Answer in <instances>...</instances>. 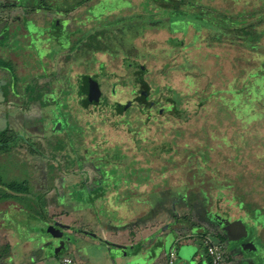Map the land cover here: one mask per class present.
I'll list each match as a JSON object with an SVG mask.
<instances>
[{"label":"trees","instance_id":"trees-1","mask_svg":"<svg viewBox=\"0 0 264 264\" xmlns=\"http://www.w3.org/2000/svg\"><path fill=\"white\" fill-rule=\"evenodd\" d=\"M50 1L58 2V0ZM100 1L80 0L81 11H86L81 22V49L83 48L86 52H84L85 55L82 52V57L88 61L87 69H96L94 73L87 72L86 69L82 71V112L76 120L78 123L75 124L78 128L75 135L81 137L91 134L92 130L106 133V129H99L100 119L103 118L102 113L106 112V109L101 107L103 102H97L90 96L92 82L98 83L99 70L106 69V63L101 60L103 58H99V55L102 54V57L110 55L114 59L121 56L124 64L125 59L129 58L137 61L143 58L146 61L148 54L145 53L152 54L148 49L141 50L134 43L135 38L130 39L136 29L134 24L126 29V35H122L124 42L130 45L128 57L122 55L123 52H120L122 48L109 47L107 32L110 31L106 28L103 34L98 35L97 33L102 30L97 25L98 20L94 12L91 14V11L95 10L92 7H96ZM147 2L151 6L152 19L156 20L154 24L168 28L171 43L179 44L159 49L166 58H172L173 53L180 56L181 62L177 63L175 70L178 72L181 69L183 84L178 89L173 83H164V90L155 91L158 101L154 104L146 102L149 92L144 91L143 97L138 102H127L130 103L128 107L126 104H121L123 100L110 105V112L114 113L118 123L121 122V126L118 125L117 128L124 131L128 143L132 142L135 146L136 137L134 138L133 135H140L143 142L150 140L149 133L153 128L150 122L158 123L160 117L166 120L167 114L177 112L175 119L171 117L173 120L159 122L161 126L170 127L169 132L163 134V137L169 135L172 141V151L163 155L169 156L165 163L172 162V168H163L159 178L165 180L169 177L168 173L177 175L179 169L188 166L189 168L185 169L186 174L182 178L179 174L175 183L184 188L183 192L188 198V205L190 208L195 206L196 211H201L205 216L202 220L205 222L214 221L217 225L226 228L231 220L237 219L230 214L229 210L222 207L226 191L232 192V198L226 201L228 202L226 207H229L230 202L235 204L230 210L246 212L249 208L247 205L251 203V216H254L255 212L262 213L263 210L260 207L248 200L247 192L239 177H241L240 168L242 170L245 166L251 167L254 164L253 157L257 155L255 158L260 162L264 159L262 152L264 150V5L256 4L250 11L244 10L238 14H232L229 11L224 12L216 7L207 6L203 0H147ZM41 3V6L47 7V0H42ZM177 23L182 24L184 28L175 29L173 24ZM121 32L123 34L124 31ZM94 43L96 49L92 47ZM142 51L141 56L139 53ZM211 55L214 56L215 63L209 60ZM176 62H178L177 59L174 63ZM91 63L97 66L91 67ZM223 63L229 64V68L225 71ZM128 65H132V62ZM215 65L216 68H214ZM172 66L171 63H166L163 73L170 74ZM139 67L141 74L145 75L148 72L144 65ZM113 85L117 86L116 83ZM91 104L96 106L90 108ZM130 107H135L143 116L139 120L141 127L137 131L131 130L132 120L125 118ZM99 113L100 116L97 115ZM85 114L91 116V120H86V123L82 124ZM253 118H260V121L254 122ZM106 122L105 118L104 124ZM207 122L212 123V126L204 128ZM250 122L253 123L247 125ZM74 137L73 133L72 138ZM187 138H191L192 141H183L179 149V141ZM122 143L124 142L121 140L118 142V144ZM107 144L106 138L102 137L89 147L83 146L81 149L83 148L86 155L97 154L101 157L104 168L111 167L117 171L120 169L124 155L118 151L117 147L120 146L118 144L117 147L112 148V153H109L107 149L98 152V149H104ZM68 145L71 144H64L62 148L59 147L55 151L62 150ZM5 146V143L1 145L0 150L4 151ZM65 151L67 155V150ZM73 151L78 152V149ZM255 153L257 154L254 155ZM259 156L260 159L257 158ZM71 157L69 156V160ZM80 159H83V156H80ZM107 170L115 180L118 174L115 175L111 172L112 170ZM148 171L151 170L147 169L145 172ZM148 177L150 174L145 175L144 180L146 181ZM138 179L141 180L140 177ZM118 182L114 185L116 186ZM124 184L129 185L127 180ZM0 185L2 186L0 202L3 199L28 198L30 183L27 179L7 182L0 177ZM134 188L137 192L134 191L127 200L133 205L148 209L149 205L158 199L157 191L164 187L148 190V183H143L141 186L135 185ZM101 189H98L97 194L102 196ZM242 206L243 209L240 210ZM192 214L196 213L192 212ZM184 218L187 217L184 216ZM205 258L209 264L208 256L206 255Z\"/></svg>","mask_w":264,"mask_h":264},{"label":"rangeland","instance_id":"rangeland-1","mask_svg":"<svg viewBox=\"0 0 264 264\" xmlns=\"http://www.w3.org/2000/svg\"><path fill=\"white\" fill-rule=\"evenodd\" d=\"M235 1L237 0H203V3L210 7H216L224 12L229 11L232 14H238L239 12H243L244 10L250 11L255 7L256 4L264 5L263 0H247V2L246 0H238V2ZM150 7L151 6L147 2V0H101L96 7H92L95 8L94 16L98 20L97 25L102 30L97 34H103V30L106 28V30L110 31L107 32L109 47L114 46V49L116 46L119 49L122 48L120 52H123L122 55L128 57V46L130 47V45L124 42V36L122 35H126V29L130 27L131 24H134L136 29L133 31V36L130 37V39L135 38V41H133L141 50L148 49L152 54H149L148 52L145 53L148 54L146 61L143 58H139V61L134 60L133 58H129L125 59L124 64L122 63L121 56L114 59L110 55H105L103 57L102 54H100L101 56L99 55V58H103L100 59L104 60L106 63V69L101 68V71L99 70L97 74L98 81L102 85V90L104 91V98L101 107L106 109V112L102 113L103 118L100 119L99 129H106V133H101L102 131L92 130L91 134H87L84 137L74 134V141L78 149L77 153H79L80 155L84 154L83 148L81 149V147H89V145L94 144V142H96L97 140L99 141L102 137L106 138L108 144L106 147H104V149H98V152H103V150L107 149L109 153H112V148L114 146L117 147L118 145H120L119 147H117L119 149L118 151L120 153H123L124 155V158L121 159L120 169L114 171V169H111V167L108 168L109 170H112L111 172L113 174H118V176L115 180L112 176L107 177V180L109 181V183H111V185L112 183L119 181L117 187H115L120 188V191L118 193V196L120 198L119 200H125L127 197L133 195V192L137 190L134 188V186L138 184L141 186L143 185V183H148V190H154L160 186L164 187L162 190L157 191L156 194L158 199L156 201H153V203L155 204L149 205L146 213L144 210L140 209L141 215L144 214L151 217L154 216V214H158L157 219L159 225L156 226L155 230L156 232L158 230L161 235L158 236L154 242L162 240L166 236L167 238L165 239H171L172 246H170L172 247V250L169 252V255L172 251L176 252V264H208L205 258L207 254L206 247L204 246V235L206 234L207 226L209 227L212 221H203V218L205 216L202 215L201 211H196L194 209L195 206H193V208H190V206L188 205V198L186 196V193L183 192L184 188L182 186H178L175 183V180L178 179L179 174H181L182 178V176L186 174L185 169L189 167L187 166L186 168L179 169V174L177 175L168 173L169 177H167L165 180H161L159 178V174L161 173V170L163 168H172V162L165 163V160L169 156H163L164 154H168L172 151L171 136L166 135V137H163V134L169 132L170 127L168 125L161 126L159 122L171 119L173 120V118L171 117H174L175 119L176 114L178 113L176 112V114H167L168 116L166 120L160 117L158 119V123H154L153 121H151L150 125H152L153 128L149 133L150 140L143 142L140 138V135L135 134L133 136L134 138L136 137V144L135 146H133L132 142L131 144H129L127 138H125L124 131H122L120 128H117L118 125L121 126V122L118 123V119L115 118L114 113L110 112L109 110L110 105L116 104L121 100H123V102L121 103L123 105L127 104V102L129 101L138 102V100L143 97L144 91L149 92L146 102H148V104H154L158 101V95L155 93V91L160 89L164 90V83H173V85L175 84L178 89H180L181 85L183 84V73H180L181 69L178 72H176L175 70L177 63L181 62L180 56L173 53L174 56L172 58H166L162 55V50L159 49L165 46H178L179 44L177 42L171 43V36L168 28L165 29L159 24H154L156 20L152 19L153 17L151 15ZM84 14H86L85 10L81 12L82 17L84 16ZM146 24L148 25L146 26ZM173 27L178 30H182V28H184V26L180 23H177L175 25L173 24ZM30 31L34 32L35 29H30ZM42 31L43 29L41 28L40 35H42ZM121 31H124L123 34ZM130 42L132 41L130 40ZM42 43L43 41L39 40L36 44V49L40 51V55L43 58L46 51L41 48ZM92 47L96 49V44H92ZM143 51L139 53L141 56L143 55ZM82 52H85L83 48ZM84 58L85 57H82L83 61L81 70L84 72V70L86 69L87 72L90 71L94 73L96 69H87L86 67L88 61H86V59ZM175 59H177L178 62L174 63ZM209 60L215 63L214 56L211 55ZM130 62H132V65H128ZM166 63H171L173 65L171 72L168 75L164 74L162 71ZM141 65H144L148 70L145 75L140 73L139 66ZM90 66L96 67L97 65L95 63H91ZM214 68H216V65L214 66ZM228 68L229 64L223 63V70L225 71ZM114 83H116L117 86L113 85ZM129 109L130 110L125 118L127 120H132L131 130L137 131L141 127V122L139 120L143 118V116L135 107H130ZM94 111H96V109ZM97 115L100 116V113ZM105 118L107 120L106 124H104ZM82 120L83 124V122H85L86 120H91V116L85 114ZM252 121H260V118H253ZM252 123L253 122H250L247 125H251ZM210 126H212V123L207 122L204 128ZM64 129V124L58 122L51 129V131L55 133H61ZM202 129L200 131V134L202 132ZM22 131L26 137L29 135H33L31 134L32 132L30 130H27L26 128H24ZM38 138L39 137L36 136L34 139H32V141H38L37 146H41L44 143L46 147V151H44L45 159L43 160V156L38 157V159H42V161L40 160V162H43L46 166L45 170L41 171L39 170V168L33 169L31 168V166L29 167L26 162L24 163L22 161V167H20L21 171H19L17 175H14V178L12 179L18 181L27 179L33 189H39V187L44 186V189L48 188L47 191H51V194L49 195L51 206L48 212L51 217L50 221L52 224L44 223L45 227L43 228V233L40 234V237L44 240H47L48 236H54L55 232H51L49 228L53 225L59 228V226L61 225L64 230L65 227L68 228L70 226L75 228L76 230H81L84 227L85 229L83 230V236L92 242H96V240L100 239L103 240L108 237L111 240L110 243L112 247L115 249L113 252L120 253V255L122 256L130 251L133 246L138 245L139 242H141L144 238V234H147V231L144 232V228L138 229L136 226L137 223H130V226H128V228L125 229L124 232L119 234L116 233V230H112L117 228L115 225L116 222H118V219L113 215V213L109 214L110 219H107V214L99 215V218L104 219L106 222H108V224H112V228L108 226L106 227V232L102 231L98 226H95V224H91V220L95 219L96 217L94 211L90 210L89 207H87L89 205L85 204L86 196L83 192H85L86 188L83 187V189H81V197L78 194V191L70 188V193L66 194V198H69L66 199V203L64 204L65 206H59V204H56L55 198L62 189L60 186H58V175L63 171V167H74L79 164L76 157L77 155L75 156L76 152L68 148L67 155H62L61 153L56 152V149H58L59 147L62 148V142L58 140L54 141L52 136L46 137L43 142L39 141ZM191 138L181 139L179 141L180 143H178V148L180 149L181 143L183 141L191 142ZM120 140L124 143L118 144ZM34 146H36V144H34ZM69 150H71L73 154ZM262 152L264 154V150H262ZM256 154L257 153H255L254 155ZM69 156H72L70 160ZM255 157H253L254 164L251 167L250 165H248L245 166L242 170L240 168L241 177H238L240 178V181H242L243 188L247 192L246 195L248 200L252 201L253 204L255 203V206L260 207V209L263 210V212H261L264 213V159L260 162L256 160ZM257 158L260 159V156ZM5 167L3 165H0V177L1 180L8 181L10 178L7 172V168ZM53 168H55L56 171ZM147 169H150L151 171L145 172ZM82 172V176H84V178L85 175H88L86 177L88 182L91 178L89 177V174L93 176L97 173L89 166L86 167L85 170H82ZM149 174L150 177H148L145 181L144 176ZM242 175L244 176L242 177ZM38 176H43V184L41 185L38 183V181H40L41 183L40 178L42 177ZM138 177H140L141 180H139ZM125 180H127L129 185L124 184ZM1 193L2 190H0V194ZM225 193V200L222 199L225 204L223 205L222 202V207L229 210L230 214L233 217H242L241 220H243L244 223H248V227L251 228L253 233L256 235L254 239L256 241L255 247H257V249L259 250L258 254H261L263 256V259L260 260L259 257H257V255L255 254V249L252 247L254 242H251L249 245L247 244L242 247L237 239L231 238L228 233H226L223 226L214 224V238L215 241L221 244L223 247L225 264H264V237L260 236V234L264 235V230L260 231V229L257 227V224L255 225V228L250 225V222H252L250 218L252 217L250 214L251 203L250 205H247V207L249 208H247L246 212L242 210L243 206L240 207V210L242 211H235V209L230 210L231 206H234L235 204H233V202H230V208H227L226 206H228V202L226 201L232 198V192L226 191ZM42 198L43 197H32L34 202L36 200L42 201ZM34 202L26 197L19 198L18 200L13 198L3 199L0 202L1 206L5 207L7 205H11V207L9 208L8 206L7 209L3 207V210H0V219L3 222L2 228L13 230L15 231V233H18V235H21L23 229L21 225H19V219L27 214L28 208L32 205V203L34 205L36 204V202ZM38 204H43L45 206L46 202H38ZM71 204H76V208L72 207ZM33 210L37 215L42 216L45 214L44 212L47 209L34 208ZM191 211L196 214H192ZM255 215L258 216V223L261 224L264 228V215H259V212H255ZM184 216H186L187 218H184ZM86 217L90 219H87ZM102 219L100 221H103ZM138 219V221H142L144 218ZM160 221H163L164 223H160ZM233 222L234 221L231 220L230 223ZM254 229L256 230L254 231ZM68 230L69 229H67L66 232ZM57 234L58 232L55 233V237L57 236ZM187 234H189L188 238H186L188 236ZM36 236L37 235H35V237ZM154 242H150L149 247L151 248L147 250L151 253V256L153 255V257L159 255V249L157 250L158 253L152 252V249L154 248H152L151 245H153ZM0 247L1 257V255L7 250V245L1 244ZM241 248L244 250H249L251 252L245 253L244 255ZM69 255H71V257L75 259L76 264H82V261L76 256L74 250L70 251ZM148 255L150 257V254ZM136 257V260L138 259V261H142L143 264H147L149 261V257L142 255V253L141 255L139 254ZM168 259L169 256H167L166 259L163 258L160 264H167ZM35 264H49V262L38 261Z\"/></svg>","mask_w":264,"mask_h":264},{"label":"flooded vegetation","instance_id":"flooded-vegetation-1","mask_svg":"<svg viewBox=\"0 0 264 264\" xmlns=\"http://www.w3.org/2000/svg\"><path fill=\"white\" fill-rule=\"evenodd\" d=\"M41 2L0 0V147L6 144L4 151L0 150V165L7 168L10 178L7 182L13 181V176L21 171L22 161L33 169L45 170L46 166L38 157L45 159L46 147L44 143L37 146L38 141H32L36 136L42 142L52 136L62 145L71 144L56 151L62 155H66L67 148L77 149L72 134L78 130L75 124L82 112L83 101L80 0H58L57 3L47 0V7L41 6ZM39 40L43 41L41 48L46 51L43 58L36 49ZM103 96L104 91L100 102H103ZM4 120L6 126H3ZM58 122L64 124L65 129L61 133L52 132ZM24 128L33 135L26 137L22 131ZM75 156L78 167H63V171H82L89 166L99 174L109 173L97 154L80 155L76 152ZM257 218L252 216L250 225L255 228L257 224L262 231L264 228ZM244 224L248 227V223ZM255 236L253 234L247 240L241 238L238 242L242 247L251 242L256 246ZM248 252L251 251L242 249L244 255ZM254 252L260 260L263 259L257 247Z\"/></svg>","mask_w":264,"mask_h":264},{"label":"crops","instance_id":"crops-1","mask_svg":"<svg viewBox=\"0 0 264 264\" xmlns=\"http://www.w3.org/2000/svg\"><path fill=\"white\" fill-rule=\"evenodd\" d=\"M82 173V171L66 170L62 171L58 175V186L62 189L55 198L56 204H59V206H65L64 204L66 203V199L69 198H66V194L70 193V188L78 191V194L81 197V189L84 187L86 188L85 192H83L86 196L85 204L89 205L87 207L94 211L96 217H94L95 219L91 218V224H95V226H98L102 231L106 232V227H111L112 224H108V222L104 219L99 218V215L107 214V219H110L109 214L113 213V215L118 219V222H116L115 225L117 228L112 229L117 232H114L117 234L122 233L128 228V226H130V223H137L136 226L138 229L144 228V232L147 231V234H144L142 241L139 242L138 245L133 246L130 251L122 256L120 253L113 252L115 249L112 247L110 243L111 240L108 237L103 240H96V242H92L85 238L83 236L84 227L81 230H76L70 226L68 228L65 227L64 230L61 225L59 228L53 225L52 227L56 232H58V235L56 237L48 236L47 240H44L40 237V234L43 233L42 230L45 227L44 223L52 224L50 221L51 217L48 212L51 206L49 196L51 191H47L48 188L44 189V186L39 187V189H33V187L30 186L28 198L34 202L32 197H43L42 201L36 200L35 205L32 203V205L28 208L27 214L19 219V225H21L23 229L21 235H18V233H15L13 230L3 229V222L0 219V245H7V250L0 257V264H35L38 261H47L49 264H58L63 257H71L69 252L72 250L75 251L76 256L82 261V264H143L142 261H138V259L136 260V256L139 254L141 255V253L146 257H149L148 254H150L147 264H160L163 258L166 259V257L169 256V252L172 250L171 239H165L167 238L166 236L164 239L154 242L156 238L161 235L158 230L157 232L155 230L156 226L159 225L157 219L158 214H154V216L150 215L151 217H149V215H141L140 209L144 210L145 213L148 209L139 205H133L127 200V198L125 200H119L120 198L118 193L120 188H115L117 185L115 186L114 183L111 185V183L107 180L108 176H113L111 173H96L93 176L89 174V177H91L89 182L86 178L88 175L86 176L84 174V178ZM41 177V183L38 181L40 185L43 184V176ZM101 187L103 188L101 189ZM98 189H101L102 196L97 194L99 191ZM38 202H46V205H40ZM71 205L74 208L77 206L76 204ZM8 206L9 208L11 207V205L4 207L0 204V210H3V207L7 209ZM34 208H43L47 210H44V215L39 216L34 212ZM138 218L144 219L142 221H138ZM101 219L103 221H100ZM160 223L164 222L160 221ZM66 228L69 229L67 232ZM35 235H37L38 238L37 236L35 237ZM187 235L186 238L189 237V234ZM261 236L264 237L263 234ZM152 241L154 242L153 245H151L152 248H154L152 249V252L158 253L157 250L159 249V255L154 257L147 251L151 248L149 247V244Z\"/></svg>","mask_w":264,"mask_h":264},{"label":"built area","instance_id":"built-area-1","mask_svg":"<svg viewBox=\"0 0 264 264\" xmlns=\"http://www.w3.org/2000/svg\"><path fill=\"white\" fill-rule=\"evenodd\" d=\"M215 223L211 222L209 227L207 226L206 234L204 235V246L206 247V254L209 258V264H225L224 250L221 244L217 243L214 238ZM177 255L175 251H172L169 255L167 264H176ZM58 264H76L75 260L66 256Z\"/></svg>","mask_w":264,"mask_h":264},{"label":"water","instance_id":"water-1","mask_svg":"<svg viewBox=\"0 0 264 264\" xmlns=\"http://www.w3.org/2000/svg\"><path fill=\"white\" fill-rule=\"evenodd\" d=\"M91 98L95 101H99L103 91L99 85V83L97 82H92V87H91ZM130 105V103H127L126 106L128 107ZM3 126H6L5 120L3 121ZM1 129V127H0ZM49 230L55 231L53 229V227H50ZM226 231L228 233V235L233 238V239H237L240 240L241 238L243 240H247L250 237L253 236V231L251 228L247 227L244 222L242 220H236L233 223H228L227 227H226ZM56 231L54 232V236H55ZM58 235V234H57ZM252 247L255 249V244L252 245Z\"/></svg>","mask_w":264,"mask_h":264}]
</instances>
